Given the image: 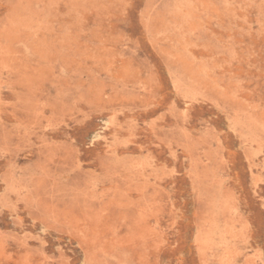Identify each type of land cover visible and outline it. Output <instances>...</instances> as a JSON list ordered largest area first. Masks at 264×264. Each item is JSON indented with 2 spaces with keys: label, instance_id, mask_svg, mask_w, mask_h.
I'll use <instances>...</instances> for the list:
<instances>
[{
  "label": "rangeland",
  "instance_id": "obj_1",
  "mask_svg": "<svg viewBox=\"0 0 264 264\" xmlns=\"http://www.w3.org/2000/svg\"><path fill=\"white\" fill-rule=\"evenodd\" d=\"M0 264H264V0H0Z\"/></svg>",
  "mask_w": 264,
  "mask_h": 264
}]
</instances>
